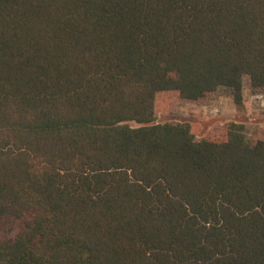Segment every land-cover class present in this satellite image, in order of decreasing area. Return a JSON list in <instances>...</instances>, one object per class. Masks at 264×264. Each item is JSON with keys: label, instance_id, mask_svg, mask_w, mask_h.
I'll list each match as a JSON object with an SVG mask.
<instances>
[{"label": "trees", "instance_id": "obj_1", "mask_svg": "<svg viewBox=\"0 0 264 264\" xmlns=\"http://www.w3.org/2000/svg\"><path fill=\"white\" fill-rule=\"evenodd\" d=\"M246 77L264 0H0V264H264V134L158 121Z\"/></svg>", "mask_w": 264, "mask_h": 264}, {"label": "rangeland", "instance_id": "obj_2", "mask_svg": "<svg viewBox=\"0 0 264 264\" xmlns=\"http://www.w3.org/2000/svg\"><path fill=\"white\" fill-rule=\"evenodd\" d=\"M161 99L168 102V110L159 113V122H190L197 134L210 136L223 132L229 121L236 120L245 123L250 135L264 134V95L251 86L247 77L241 103L233 100L227 88H220L199 100L181 98L175 91L163 93Z\"/></svg>", "mask_w": 264, "mask_h": 264}]
</instances>
